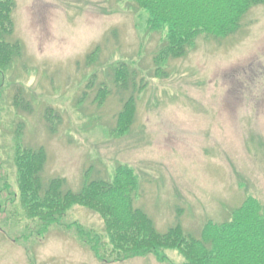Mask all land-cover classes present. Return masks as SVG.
Wrapping results in <instances>:
<instances>
[{
  "label": "rangeland",
  "instance_id": "1",
  "mask_svg": "<svg viewBox=\"0 0 264 264\" xmlns=\"http://www.w3.org/2000/svg\"><path fill=\"white\" fill-rule=\"evenodd\" d=\"M13 1L12 40L23 51L0 75V174L10 193L23 124L22 144L46 151L45 184L62 178L78 192L85 178L109 181L118 165L133 169L135 207L161 234L180 225L199 238L206 223H223L249 196L264 206V6L254 7L236 34L199 38L158 71L164 35L149 31L147 13L133 0ZM120 66L135 74L128 90L114 82ZM141 79L144 89L134 92ZM101 88L109 92L103 101ZM133 94L134 122L115 136ZM18 95L31 110L14 108ZM47 110L60 121H47ZM8 197L1 195L0 264H108L69 227L78 223L105 238L99 215L73 206L61 226L41 236L39 222L25 220ZM163 254L165 264L185 262L178 249ZM113 264L161 263L147 255Z\"/></svg>",
  "mask_w": 264,
  "mask_h": 264
},
{
  "label": "trees",
  "instance_id": "2",
  "mask_svg": "<svg viewBox=\"0 0 264 264\" xmlns=\"http://www.w3.org/2000/svg\"><path fill=\"white\" fill-rule=\"evenodd\" d=\"M133 2L147 13L149 31L162 32L164 35L155 56L158 71L163 70L170 59L183 57L192 51L199 38L223 39L236 34L241 30L246 15L254 7L264 6V0ZM14 11L13 0H0V75L22 56L21 43L12 40ZM96 52L88 57L90 63ZM126 68L120 66L114 69V82L123 90L129 89V82L135 77ZM143 81L141 79V86L134 82V92L144 89ZM100 90L99 100H106L108 90ZM21 98L16 96L14 108L20 109L21 106L26 111L31 110L29 102L21 105ZM134 101L133 94L124 104L113 131L115 136H122L130 130L134 122ZM47 121L53 123L60 119L53 110H47ZM23 129L24 125L21 124L14 151L16 192L10 193L11 186L5 180L1 182L0 174V209L1 195L5 192L15 210V204L21 209L25 220L39 222L38 234L41 236L49 228L61 226L69 210L73 206H80L100 216L105 238L85 230L78 223L69 227L75 228L83 245L104 263H120L153 255L161 264H165L167 258L163 254L164 250L178 249L185 258L184 264H264V206L255 197H247L223 223H206L199 238L187 235L180 225L161 234L156 231L150 217L135 207L140 194L138 178L133 169L118 165L109 181L85 178L78 192L65 189V180L62 178L51 179L45 184L43 172L47 162L46 151L44 148L25 147L21 139ZM14 217H19L17 212Z\"/></svg>",
  "mask_w": 264,
  "mask_h": 264
}]
</instances>
